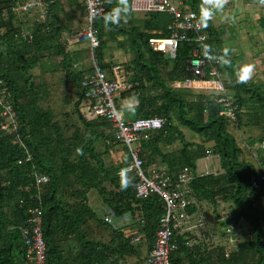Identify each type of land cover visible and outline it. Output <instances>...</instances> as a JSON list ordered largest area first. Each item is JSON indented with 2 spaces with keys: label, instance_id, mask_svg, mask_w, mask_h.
Returning a JSON list of instances; mask_svg holds the SVG:
<instances>
[{
  "label": "trees",
  "instance_id": "obj_1",
  "mask_svg": "<svg viewBox=\"0 0 264 264\" xmlns=\"http://www.w3.org/2000/svg\"><path fill=\"white\" fill-rule=\"evenodd\" d=\"M28 1L0 0V264H33L26 256L22 228L34 208L42 211L47 264H149V255L142 257L140 247L146 243L151 252L167 206L157 194L136 197L137 176L130 172L123 179L119 174L132 163L128 148L117 142L110 121H89L81 111V83L84 74L93 71L92 64H83L90 48L69 47L65 35L87 28L88 23L80 30V17H87L86 1L42 0L48 5L46 18L39 6L20 11ZM182 1V11L197 14L201 21L203 0ZM105 2L103 15L94 22L100 40L94 54L109 73L112 60L109 64L105 60L110 45L116 44L121 54L129 52L130 58L122 64L134 84L117 99L118 107L132 98L128 113L133 119L165 120L162 130L140 139L145 169L164 168L174 180L189 169L196 174L190 185L194 200L212 203L214 208L219 200L228 205V217L219 224L224 228V244L202 237L197 238L198 245H192L191 233L176 231L178 249L171 254L172 264H264V181L257 186L259 191L252 182L253 177H264L263 92L242 75V67L224 48V30H216L210 20L203 26L208 39L181 43L172 58L149 43L150 38L171 36V16L137 13L127 1L120 22L106 28L103 17L122 5L120 0ZM77 21L79 27L73 31ZM261 21L260 27L264 26ZM21 31L32 34L34 42L18 37ZM188 36L194 39L195 35L189 32ZM197 57L219 61V79L231 92L229 96L184 87L193 77L190 62ZM58 73L64 74V85L74 87V103L66 98L60 101L64 110L72 105L70 112L50 104L57 93L48 77ZM229 103L238 107L235 119L226 115L232 108ZM10 117L18 123L14 135L2 129ZM233 128H240V136L231 132ZM256 129L261 130L259 138H249V131ZM120 146L125 154L119 156ZM209 150L219 157L223 173L199 176L198 163L208 157ZM39 175L49 182L39 185ZM93 191L101 197L103 218L91 206ZM200 209L192 205L188 213L194 216ZM230 225L243 229L234 233L241 241L231 247L232 236L225 232Z\"/></svg>",
  "mask_w": 264,
  "mask_h": 264
},
{
  "label": "built area",
  "instance_id": "obj_2",
  "mask_svg": "<svg viewBox=\"0 0 264 264\" xmlns=\"http://www.w3.org/2000/svg\"><path fill=\"white\" fill-rule=\"evenodd\" d=\"M87 11V28L77 35L66 34L65 39L69 47L75 45L88 44L92 50V59L94 62L93 73L86 76L83 80L82 87L84 89V100L81 111L87 120H95L104 118L110 121L117 142L124 144L132 158V163L120 171L123 179L128 173H134L139 179L136 197L145 199L153 194L159 195L166 203L167 213L159 224L157 231V239L154 247L149 253V264H172L171 254L178 247L174 242L175 232L182 233L191 224L193 216L188 213V209L195 204L192 198L191 183L196 174L184 169L177 179H173L167 174L166 169L151 168L150 175L145 170V163L141 158L140 139L143 135L160 131L165 126V120L159 117L141 118L133 121H127L123 112L118 107L117 99L120 96L134 88V84L127 77L125 69L122 65H114L111 71L106 72L97 57L94 54L95 49L100 45V40L94 28L95 20L102 16L105 11L106 0H85ZM131 3L135 12L167 13L174 17V23L169 27L171 36L169 38H150V46L158 52L168 53L172 58H176L179 45L187 41H196L203 43L207 37L203 32V25L200 23L199 16L191 11L183 12L182 0H127ZM39 6L42 8L43 18L47 17L48 5L42 0H29L22 5L19 10L27 12L31 7ZM189 32H193L197 36L191 39ZM25 42L31 44L34 42V36L28 32L21 31L18 34ZM219 61H205L201 57H197L190 62L189 70L193 77L189 78L184 84L185 88L202 91V92H224V85L219 79L221 74L219 71ZM227 100H219L224 102ZM231 110L226 111V115L231 119L236 118L237 106L229 103ZM7 110L10 108L6 106ZM7 116V112H4ZM2 129L14 135L18 132V123L10 117L2 126ZM264 148V144H262ZM210 157V154L209 156ZM27 160H30L29 158ZM19 164H22L20 161ZM209 175V174H203ZM200 175V176H203ZM264 181V177L258 179L253 177V185L257 191L261 189L260 182ZM49 182V178L45 175L37 177V183L44 185ZM30 218L26 227L22 228V237L26 246L27 259L33 264H47V244L44 239L42 229V211L38 208L29 210ZM228 216L224 217L226 219ZM106 221L110 220L106 218ZM202 225V223L200 224ZM241 227L230 225L225 228V232L232 236L231 242H238L233 235L242 233ZM235 233V234H234ZM138 234L134 232L132 235ZM138 235L136 240H140Z\"/></svg>",
  "mask_w": 264,
  "mask_h": 264
},
{
  "label": "crops",
  "instance_id": "obj_3",
  "mask_svg": "<svg viewBox=\"0 0 264 264\" xmlns=\"http://www.w3.org/2000/svg\"><path fill=\"white\" fill-rule=\"evenodd\" d=\"M238 1L242 3L240 4L242 8L237 7L238 8L237 9L233 6V4H231L230 6L225 4L224 7L219 10L215 8H211L210 6H205V7H209L212 13L211 18L208 20H210L213 23V26L216 28V30L218 29L224 30L225 32V36L223 38L224 48H226L227 51H229V54L233 58H235V60L239 63V67H242L241 73L246 77L247 81L251 84L256 85L264 94V26L260 27V24L262 23L261 20L264 19V4L261 5L259 4L257 5L253 3L248 4V3H244V1L242 0H238ZM181 8H183V6H181ZM137 13L146 14L142 12H137ZM225 14H227L226 15L227 17H225ZM168 15L173 18L171 22L173 24L175 21L174 17L170 14ZM203 32L206 35V37H208L207 32L204 29ZM194 35H195L194 37L197 36L196 34ZM113 45L114 46L110 45L111 50L106 56L105 61L106 63L109 64L110 60H112V62L110 63L112 64L111 67L114 65L123 66L122 63L125 62L128 58H130V53L128 52L121 54L120 48H117L116 44ZM82 46L90 48L88 44H84ZM118 56L119 59L122 60L121 62L118 61L119 59L117 60L114 59V58H118ZM91 61H92L91 63L92 67L94 69V62L92 56H91ZM92 73L93 71L84 74V78ZM204 93L207 94L209 92H204ZM224 93H228V96L231 93L230 91L226 90L225 85H224ZM128 107L131 108L130 106ZM125 114L127 117H130V113H125ZM125 114L123 113V115ZM131 120L133 121L136 119H130V121ZM238 130H240V128H238L237 131ZM242 131L244 132V129ZM231 132H234V130H232ZM237 134L240 136L238 132ZM237 134L235 135L238 137ZM124 154H125L124 150L120 149L118 155L120 156ZM202 164H203L202 161L201 162L199 161L198 169L196 170V173L199 176L202 175V172H205V169L200 167ZM200 171L202 172L200 173ZM195 204L197 208L200 209V206L198 205V201L195 200ZM254 207H257L256 204H254ZM196 217L194 218L193 216L192 220L193 219L195 220ZM201 223H202V227H201L202 232L199 233L200 236L193 238L194 241L191 242L194 243L192 245H198L200 243V241H198L197 238L203 237V239L213 241L212 236L216 235V232L212 230L210 226L206 227L207 223L204 221L203 217H199V219L197 220V225L198 224L200 225ZM217 223H219V221ZM221 228L223 232L224 228L223 227ZM249 228H250V232H252V227ZM239 241H241V239H239ZM146 255H149L148 251Z\"/></svg>",
  "mask_w": 264,
  "mask_h": 264
},
{
  "label": "rangeland",
  "instance_id": "obj_4",
  "mask_svg": "<svg viewBox=\"0 0 264 264\" xmlns=\"http://www.w3.org/2000/svg\"><path fill=\"white\" fill-rule=\"evenodd\" d=\"M231 4H233V6L235 8H237V7L238 8H242L241 5H240L242 3H240L238 0H228L226 5L230 6ZM226 15L227 14H225V17H227ZM77 16H78V19H79V16H81V15H79L77 13ZM80 22L81 23L83 22L80 25V30H81V29L84 28L85 24L87 23L86 15L80 17ZM77 24H78V21L75 22L74 25H72V30L73 31L77 30V28L79 27V24L78 25ZM67 33L70 34V32H67ZM112 46H114V45L112 44ZM81 48H84V47H81ZM89 51H90V53H89V55L87 54L86 61H85V63H83V64H86L87 66L91 65V63H92V61H91L92 51H91V49H89ZM114 59H116V60L119 59V56H118V58H114ZM118 61L121 62L122 60L119 59ZM63 75H64L63 73H58L56 75L51 74L52 77H48L49 80H50L49 83H51L52 86L55 85V87H56L55 89H56V93H57V95L55 94L54 98L50 101V104H51V106L53 108L59 109L58 111H60V110L62 111L63 110V111H66V112H70L72 105L68 106V108H66L64 110L63 106L60 104V101H62V100L65 101V98H66V99H69L70 102L74 103L73 102V99H74L73 98V96H74L73 95L74 94V87L71 86V84H68V86L64 85V83H63V78H64ZM213 93H215V92H213ZM216 93H218V92H216ZM133 103L134 102H133L132 98L128 99L127 101H125L124 104H122V106L120 108L121 111L124 114L128 113L129 110H130V108L128 106L132 107L134 105ZM60 107H62V109H60ZM124 117H125V119L127 121H130V119L134 118L132 116L127 117L126 114L124 115ZM233 130L237 134V132H238L237 129H233ZM244 133L246 134V132H244ZM260 133H261V130L260 129H256L255 132L254 131H249L248 135L251 138L258 139L259 136L261 135ZM194 140L195 141H200L199 139H194ZM179 145L180 144L177 143L175 145V147L178 148V147H180ZM119 148L124 150L123 146H120ZM165 150H168V149L165 148ZM209 154H210V157L201 160L203 164L200 167L204 168L205 172L200 171V173L202 172V175L203 174H221V173H223V171L221 169L219 157L213 156L210 150H209L207 156H209ZM124 160L126 161V163L129 161L127 156L124 157ZM145 170L148 173V175H150V170L151 169H145ZM99 197H100L99 193L95 192V191L91 192V194L89 195L91 206H93L95 208L96 212L97 211L100 212L99 215L102 216V218H103L104 212L100 210V208L103 207V204L99 200ZM198 205L200 206L201 209L198 211L199 213L197 212L196 215H194V218L197 216L196 219L192 220L191 224L187 226V229L185 231H183V233L184 232L191 233V236H192L191 239H193L194 237L200 236L199 233L202 232V230H201L202 225L201 226L199 224L197 225V220L199 219V217H203L204 221L207 223L206 227L210 226L211 229L214 230L217 233L216 235L212 236V238H213L212 242H214L215 245L224 244V234H223L222 228L219 226V224L224 220V217H226L228 215V212H229L228 205L224 204V202L221 201V200H219V203H217L216 208L212 207L213 204L209 203V202L208 203H202V204H200V202H198ZM105 209H106V207H104V210ZM201 211H203V213H200ZM219 218H221V221L217 225V222L219 221ZM242 223H244V222L241 221L240 225H242ZM227 224L229 225V223H227ZM232 245H233V243H229L228 244L229 247H231ZM140 248H142V250H141L142 251V257H145V255L147 254V251H148L147 244L144 243V245H142Z\"/></svg>",
  "mask_w": 264,
  "mask_h": 264
},
{
  "label": "clouds",
  "instance_id": "obj_5",
  "mask_svg": "<svg viewBox=\"0 0 264 264\" xmlns=\"http://www.w3.org/2000/svg\"><path fill=\"white\" fill-rule=\"evenodd\" d=\"M228 0H203L202 6H201V21L197 25L198 27L203 25L204 27L207 26V20L211 18V11L209 7L215 9H222L225 4H227ZM262 4H264V0H260ZM121 7L117 9H113V11L107 13L103 17L104 25L107 28L109 24H118L120 22V16L121 12H125L127 9V0H120ZM227 53H225L226 55ZM208 59H216V57L208 56ZM241 82V81H238Z\"/></svg>",
  "mask_w": 264,
  "mask_h": 264
}]
</instances>
